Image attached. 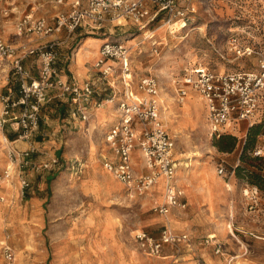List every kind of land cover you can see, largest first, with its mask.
Listing matches in <instances>:
<instances>
[{
	"label": "rangeland",
	"instance_id": "obj_1",
	"mask_svg": "<svg viewBox=\"0 0 264 264\" xmlns=\"http://www.w3.org/2000/svg\"><path fill=\"white\" fill-rule=\"evenodd\" d=\"M16 2L25 11L34 6L35 15L48 18L59 10L55 0ZM178 2L185 3L184 0ZM191 4L195 11L183 25L158 21L151 24L148 31L139 30L128 22L93 33L81 26L63 47L70 62L82 47V57L75 64L85 62L88 66L99 56L100 42L106 40V36L125 40L131 49L135 83L145 75L159 78L162 96L169 105L166 127L176 142V182L181 196L188 202L187 207L162 214L153 208L157 196L162 200L161 192H156V196L152 193L139 196L123 182L119 183L104 167L102 153L98 155L96 134L100 131L95 129L88 133L80 126L81 119H77L78 126L71 129V139L65 147L62 145V156L51 154L59 158L54 167L40 165L49 158L48 148H35L31 154L35 165L24 166L20 175L7 179L4 170L9 157L4 134L14 129L10 123L0 125V241L7 239L14 247L16 257L12 264H75L79 261L115 264L117 245L124 247L123 256L130 257L135 264H184L190 257L206 264V251L220 264H264V190L251 177L253 170L264 175V157L254 155L260 127L247 131L244 121L238 130L231 122L232 127L227 128L230 131L222 134L224 138L214 136L200 94L191 90L181 103L176 99L174 88V80H181L185 70L193 66H208L217 71L256 68L257 54L236 57L228 37L236 33L244 45L264 50V0H192ZM11 19L4 20L0 14V30L6 39L16 35ZM87 43L90 46L84 47ZM83 54L90 59L83 61L86 60ZM10 67L8 61L0 59V117L1 96L9 91L18 92ZM92 71L88 69L82 82L98 75ZM63 72L73 75L68 68ZM107 80H103L102 87L108 89L102 92L109 94ZM116 81L122 89L120 79ZM64 103L67 101L59 98L45 103L41 123H51L53 128L65 123L62 119L69 116L71 106L62 108ZM188 105L190 112L185 110ZM39 134L40 126L33 138H40ZM98 157L101 158L98 160L100 170L91 164L92 158ZM141 162L137 168L147 171ZM220 164L225 166L224 173L218 171ZM22 177L30 182L28 186L22 187ZM251 186L258 189L256 197L247 194L246 189ZM161 188L160 182L157 191ZM207 195L209 204L216 200L214 206L203 200ZM157 216H165L161 230L169 226L189 232L194 250L171 245L162 256L144 252L133 237L138 230L158 236L151 226ZM212 232L217 236H210ZM216 244H221L220 252L216 251ZM235 255L239 256L231 262ZM0 264H6L2 257Z\"/></svg>",
	"mask_w": 264,
	"mask_h": 264
},
{
	"label": "built area",
	"instance_id": "obj_2",
	"mask_svg": "<svg viewBox=\"0 0 264 264\" xmlns=\"http://www.w3.org/2000/svg\"><path fill=\"white\" fill-rule=\"evenodd\" d=\"M184 2L181 5L178 0H56L64 8L59 9L52 20L35 15L33 9L23 12L14 28L16 35L26 36L27 41L15 45L0 32V59L10 63L9 69L18 89L16 94L9 91L1 96L0 125L10 123L18 139L30 140L40 126L43 105L53 98L67 101L71 106L69 115L81 120L91 119L97 108L113 103L117 119L104 135V167L133 194L152 193L156 196V192H161L162 200H158L159 196L154 200L156 211L168 214L173 207L186 208L188 202L181 196L176 182V142L166 127V119L170 117L169 105L162 96L157 76L145 75L135 83L131 49L127 42L106 36L108 39L101 44L99 56L93 64L98 75L84 82L70 77L56 66L61 58H69L63 47L67 46L77 28L87 27L88 32L93 33L128 22L139 30L148 31L151 30L149 26L158 21L168 25L181 22L183 25L189 14L195 11L192 0ZM2 9L5 14L14 12L13 7L4 6ZM228 42L236 57L256 53L257 67L217 71L208 66H193L185 70L181 80H174L178 102H184L191 90L200 94L206 106L211 134L217 137L230 131L227 128L232 127L231 122L238 130L244 121L248 129L257 123L264 128V50L244 45L236 33L228 37ZM27 59H32L36 74L33 66L27 65ZM117 79H120L122 89L118 88ZM103 80H107L111 90L106 95L102 92L108 89L102 87ZM4 143L9 157L4 170L7 179L20 175L24 166L35 165L31 154L36 147L21 148L8 133L4 134ZM254 155L264 156V129L260 132ZM137 158L142 159L147 171L137 168ZM58 162L57 156L50 155L40 165L52 168ZM218 171L224 173L225 166L220 164ZM160 182L162 188L157 191ZM21 184L25 187L30 182L22 177ZM246 191L252 197L258 194L256 186L248 187ZM135 238L144 252L154 256H162L167 244L180 249L191 242L189 232H177L169 226H164L159 236L138 230ZM0 257L6 264L15 260V249L7 239L0 241Z\"/></svg>",
	"mask_w": 264,
	"mask_h": 264
},
{
	"label": "crops",
	"instance_id": "obj_3",
	"mask_svg": "<svg viewBox=\"0 0 264 264\" xmlns=\"http://www.w3.org/2000/svg\"><path fill=\"white\" fill-rule=\"evenodd\" d=\"M33 2H34V0H30L29 3H33ZM4 6H7L9 8L13 7V9H14L13 11L14 12H12V13L10 12L9 14H5L3 12V9H2ZM56 6H59V9L64 8L63 5H60V4H57V3H56ZM32 9L34 10L35 7L33 6L30 10H32ZM30 10H28V11H30ZM23 12H25V9H21L19 3L16 2V0H12V1L6 0V2H0V14L3 16L4 20H9V19L12 18L11 20H13V25L15 24V22L17 21V19L20 17V15ZM54 16L52 18H49V19L50 20L54 19ZM1 31L2 30H0V32ZM2 34H3V32H2ZM3 36L5 37V34ZM7 40L9 42L15 44V45H17V44L19 45L20 43L27 41V37L26 36H18V35L14 36L13 35L10 38H7ZM83 41H84V39H83ZM83 41L80 44H82ZM103 41H105V38H104V40H102V42H100V44H102ZM88 46H90V43L85 44L84 47H88ZM98 48H99V46H98ZM97 51H98V49H97ZM75 56H76V54H75ZM83 56H84L83 59H86V60H83V61H87V59H90V58H86L88 56H85L84 54H83ZM81 57H80V59H81ZM31 60L32 59H27L26 63L29 66H31V65L33 66V70H34V72L36 74L37 73V69L35 68V65L32 63ZM95 60H96V57H95ZM94 61H93V63L90 62V65L87 66L85 62L79 63V64H75V63L79 62V61H75V57H74L73 62H70L66 57H63L56 63V66L58 68H60L62 71L65 68H68L70 71H73V75H71V74H68V75L70 77L73 76L77 80L82 82V80H84V78L86 77L88 69L90 70L92 68L94 72L96 71L95 68L93 66H91V65L94 64ZM117 86H118L119 89H121L120 84H118ZM106 94H107V92L104 93V95H106ZM68 105H69L68 103H64L62 108H65V106H68ZM116 119H117V113H116L114 104L113 103L112 104L109 103V104H106L104 106H101L100 108H97L94 116L91 119H89V120H81L80 121L81 122L80 126L84 127L88 133L91 134L92 131H94L95 129H98V131H100L99 134H96L98 155H100V153H103L105 151V149H106V146H105V143H104V139H102V135L116 121ZM62 120L63 121L65 120L66 122L63 123V124H59L56 128H53L51 123L43 124L40 121V134L41 135L39 134V136H38L40 138H32L30 140L18 139L16 131H13L12 133H10L9 136H10L11 139L16 140V144L19 147H21V148L28 147L30 145H32L33 147H36V148H48V151H49L48 155L49 156L51 154H56L59 157H61L62 153H63L62 145H64V147H65L67 142L71 139V137H69V134L71 133V129L74 126L77 127L78 126V122H79L77 119H73L70 115L68 117L66 116ZM241 124H243V122H241ZM68 129H69V131H68ZM247 131H248V129H247ZM100 159H101L100 157H98L96 159L92 158L91 164L93 165V168L100 170V168H99L100 162L98 161ZM141 161H142V159L137 158L138 166L142 164ZM197 181L198 180H196V182ZM118 182L120 183V180ZM183 198H185V197H183ZM203 200L207 201L208 205L211 206V207L216 204L215 203V201H216L215 199H214L212 204H209V196L208 195H207L206 198L204 197ZM177 208L178 207H173L172 209H177ZM164 220H165V216H157L153 220L151 226L153 227V229H155V230H153L155 235H158V236L160 235L161 229L159 227H160V225H162ZM108 223L109 222H107V225H108ZM107 227H109V226H107ZM156 229H158V230H156ZM173 230H175L177 232L185 231V230H176V229H173ZM133 239L135 241H137L135 239V237H133ZM169 246H171V245L170 244L165 245L164 250L165 251L168 250V249L170 250ZM218 246H220V251H221V244H216V251H217V247ZM117 247H118V249L114 252V254L117 255L115 264H135L133 259H131L130 257L126 258V257L123 256V254H124V252H126V250H124V247L122 245L121 246L117 245ZM183 247H184V249H187V250L191 251V250H194L195 244H194L193 240L191 239V242L189 244L183 245ZM205 255H207L206 259H207L208 263H210V262H214L216 264H220L221 263L218 259L212 258V256L208 253V251L205 252ZM238 256L239 255L233 256V258H231L230 261L231 262L235 261V258L238 257ZM63 263L65 264V262H63ZM74 263L75 264H82L80 261L79 262H74ZM208 263H206V264H208ZM184 264H200V263L198 261H196V259L194 257L193 258L190 257V258H188L185 261ZM250 264H257V263L251 262Z\"/></svg>",
	"mask_w": 264,
	"mask_h": 264
},
{
	"label": "trees",
	"instance_id": "obj_4",
	"mask_svg": "<svg viewBox=\"0 0 264 264\" xmlns=\"http://www.w3.org/2000/svg\"><path fill=\"white\" fill-rule=\"evenodd\" d=\"M254 126H258V128L260 127L261 131L264 129L263 128V125L261 123H257V124H254L253 126H251L250 128H253ZM250 128L248 130H250ZM260 131V132H261ZM258 133V131H256V134ZM224 134V133H223ZM225 135H222L221 136V139L224 138ZM224 149V148H223ZM225 149H228V148H225ZM260 158H263L264 156H259ZM261 170V168H260ZM251 177L254 179V181L259 185V187L264 190V175L263 173H261L260 171L258 170H253L251 172Z\"/></svg>",
	"mask_w": 264,
	"mask_h": 264
},
{
	"label": "bare ground",
	"instance_id": "obj_5",
	"mask_svg": "<svg viewBox=\"0 0 264 264\" xmlns=\"http://www.w3.org/2000/svg\"><path fill=\"white\" fill-rule=\"evenodd\" d=\"M82 51H83V48H82V47H80V48L76 51L75 61H77V59H79V58L81 57V53H82ZM189 109H190V106L188 105V106L185 108V110L188 112ZM189 112H190V111H189ZM199 121H200V120H199ZM210 236H212V237H216V236H217V233H216V232H212V233L210 234Z\"/></svg>",
	"mask_w": 264,
	"mask_h": 264
}]
</instances>
